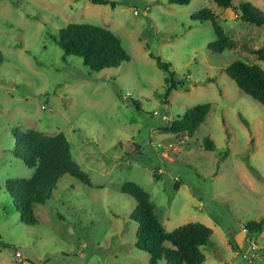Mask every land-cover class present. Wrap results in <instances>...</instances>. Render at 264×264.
<instances>
[{"label":"rangeland","instance_id":"obj_1","mask_svg":"<svg viewBox=\"0 0 264 264\" xmlns=\"http://www.w3.org/2000/svg\"><path fill=\"white\" fill-rule=\"evenodd\" d=\"M115 1L0 0V264H150L135 245L136 201L121 190L127 181L150 193L168 231L192 222L213 229L202 264H264V229L245 230L264 217V104L225 72L236 60L264 69L248 49L264 46V26L238 17L241 2L264 11V0H235L237 9L214 0ZM203 8L218 16L234 48H208L213 23L192 19ZM72 22L112 30L131 60L96 72L63 57L51 36ZM150 52L171 64L184 88L165 96L167 73ZM201 103L211 109L193 134L167 131ZM27 130L64 132L92 180L60 178L46 203L34 205L36 225L21 220L5 187L35 172L13 153L15 133ZM126 140L139 143L127 157L119 147Z\"/></svg>","mask_w":264,"mask_h":264},{"label":"trees","instance_id":"obj_2","mask_svg":"<svg viewBox=\"0 0 264 264\" xmlns=\"http://www.w3.org/2000/svg\"><path fill=\"white\" fill-rule=\"evenodd\" d=\"M95 4H105L116 7L115 0H90ZM220 7L237 9L235 0H214ZM171 4H188L191 0H168ZM238 17L247 23L264 26V11L251 1H243L239 5ZM192 19L211 21L216 40L208 45L214 52L232 49L236 42L224 30L218 21V16L210 9L203 8L192 15ZM51 38L63 50V57L74 55L82 59L83 64L91 71L99 72L106 68L119 67L130 61L131 55L122 44L121 38L112 30L94 23L72 22L59 29ZM248 48V47H247ZM264 61V46L248 48ZM156 59L160 69L167 73L165 78L167 89L165 96L178 87H185L183 81H176V72L169 62L150 52ZM225 72L237 86L252 98L264 104V69L257 63H247L241 60L232 62ZM211 103H201L188 109L183 116L168 122L167 131L174 133L193 134L206 118L211 109ZM123 154L127 157L135 154L139 143L126 140L119 143ZM205 147L213 150L215 144L210 138H205ZM13 153L27 166L34 168L32 177L9 178L5 187L14 206L19 211L21 220L28 225H36L39 220L34 211V205L45 204L51 197L55 187L65 174H71L86 185L91 186L90 175L82 169L75 160L69 140L64 132L47 135L39 130H27L15 133ZM180 182L175 184L179 188ZM121 190L136 201L132 219L137 223L136 247L150 255V264H159L162 260L167 264H202L206 260L202 247L206 246L213 234V229L201 222L181 225L168 231L156 212V206L150 193L135 181L123 183ZM245 230L248 234L262 232L264 217L259 221H249ZM5 245L0 241V245ZM236 250L238 244L230 240ZM37 264V263H33Z\"/></svg>","mask_w":264,"mask_h":264},{"label":"built area","instance_id":"obj_3","mask_svg":"<svg viewBox=\"0 0 264 264\" xmlns=\"http://www.w3.org/2000/svg\"><path fill=\"white\" fill-rule=\"evenodd\" d=\"M164 119H168L167 118V116H164ZM252 245H251V249L252 250H257L258 248H257V245L255 244V243H251ZM16 257L18 258V261L19 262H26V260L25 259H23V256H22V254H21V252L20 251H17L16 252Z\"/></svg>","mask_w":264,"mask_h":264},{"label":"crops","instance_id":"obj_4","mask_svg":"<svg viewBox=\"0 0 264 264\" xmlns=\"http://www.w3.org/2000/svg\"><path fill=\"white\" fill-rule=\"evenodd\" d=\"M41 264H43V263H41Z\"/></svg>","mask_w":264,"mask_h":264}]
</instances>
